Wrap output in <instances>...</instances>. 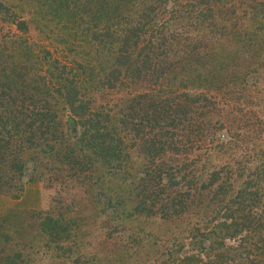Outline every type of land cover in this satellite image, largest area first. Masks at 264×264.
I'll list each match as a JSON object with an SVG mask.
<instances>
[{
  "label": "trees",
  "instance_id": "obj_1",
  "mask_svg": "<svg viewBox=\"0 0 264 264\" xmlns=\"http://www.w3.org/2000/svg\"><path fill=\"white\" fill-rule=\"evenodd\" d=\"M42 1L34 13L54 23L61 17L77 32L87 31L88 21H103L99 30L88 33L92 47L100 39L109 72L117 74L114 85L138 92L129 104H98L79 82L85 71L81 61L82 73L50 52L45 58L34 52L24 38L27 21L15 5L0 1V193L21 196L26 182L42 178L37 170L43 167L52 183L62 188L70 183L72 194L82 190L88 195L84 202L68 203L65 212L0 217V264H30L24 246L7 247L21 218L33 219L34 230L46 238L55 255L52 264H71L74 238L89 218L109 209L121 216L124 209L122 213L175 220L206 203L217 211L184 227L193 252L170 253V261L264 264V176L258 182L252 174L261 169L251 171L244 160L233 167L238 158L220 168L210 166L196 154L202 143L216 141L211 122L220 109L213 91L224 85L216 58L244 55L248 40L262 36L264 0ZM248 14L253 25L245 24ZM81 52L89 55L85 48ZM87 78L94 87L93 77ZM198 86L204 91H197ZM60 102L72 118H63ZM217 123L227 126L221 118ZM122 127L132 143L118 130ZM137 143L146 162L140 176L130 171L129 147ZM30 171L34 173L28 176ZM184 245L183 238L178 251ZM73 262L80 264L79 259Z\"/></svg>",
  "mask_w": 264,
  "mask_h": 264
},
{
  "label": "rangeland",
  "instance_id": "obj_2",
  "mask_svg": "<svg viewBox=\"0 0 264 264\" xmlns=\"http://www.w3.org/2000/svg\"><path fill=\"white\" fill-rule=\"evenodd\" d=\"M0 1L15 5L16 11L27 21L29 31L24 34V38H29L30 47L34 52L44 58L45 52L47 55L50 52L52 58L58 60L59 63L77 69L80 65L78 61H81V64L85 66V71L79 82L82 81L83 86L94 95L98 104H129L132 94L138 92L133 91L131 94L128 89L114 85L112 82H116L114 76L117 74L109 72L111 71L110 65L106 63L104 54L101 55L100 39H97V45L92 47L93 42H90V39L93 37L88 33L91 30L92 32L99 30L104 24L103 21H88L87 31L77 32L61 17L55 23L51 19L49 20L48 16L42 20L39 13H34V10L40 9V6L37 7L38 0ZM245 10L249 11V8ZM81 16L86 15L81 13ZM249 17L251 14L244 15L245 24L253 25L250 23L251 21H248ZM61 38H65V40H61ZM71 48L76 51H72ZM84 48L89 52L88 56L81 52ZM226 50L231 53L228 48ZM244 51V55L235 58L230 56L226 61H222L221 57L216 58L217 71L219 75H222L220 83L224 84L213 91L220 109L214 110L215 115L211 122L213 132L217 129L216 141L215 143L211 141L212 143L209 145L202 143L201 149L196 150V154L201 159L206 158L207 164L210 166L215 164L219 168L224 166L223 163L233 162L236 158L240 161H236L233 167L241 165V160L248 162L251 171L256 170V167L259 166L261 173L253 171L252 174H256L258 182H263L261 177L264 176V30L262 36L258 34L248 40ZM79 56L82 57V60ZM78 71L83 72L79 69ZM83 76H86L84 77L85 83H83ZM87 76L93 77L94 87L88 83ZM225 76L227 78L224 81ZM99 81L102 82L98 84ZM96 85L98 89H94ZM195 89L199 92L204 91V88L200 89L199 86ZM57 106L65 120L72 118L69 116L70 111L66 104L60 102ZM220 118L227 124L226 128H221V125L217 123ZM122 129L123 127L118 128L126 137L129 134H126L128 130L123 131ZM131 136L133 135L131 134ZM125 139L132 143L129 137ZM140 143L130 144L129 147L130 159L132 157L130 171L133 175L137 173L139 176L140 170L146 166L145 160L140 155ZM244 144H247L248 147L245 148ZM213 169L214 167L211 168V170ZM41 171H45V169L40 167L37 170L38 175L41 174L42 178L26 182L21 196L16 198L10 194L0 193L16 205V207L6 209L0 217L13 212L37 210H51L56 214L61 209L64 212L67 211L70 206L68 203L86 201L84 199L88 195L83 194L82 190L78 194H72L70 183L69 186L62 188L59 183L49 181ZM32 172H28V176L34 173ZM28 176H25V180ZM215 198L217 200V197ZM0 200L3 199L0 198ZM129 201L127 200L125 205H128ZM211 201L213 202V199ZM206 204L203 207L194 205L188 215L175 220H167L161 216L148 217L147 215L122 213L124 209L121 210V216L112 215L109 209L106 215L94 216L82 224L83 233L74 238L71 256L73 260L79 259L80 264H174L170 261V253L183 254L187 251L193 252L195 248L191 243V236L187 237L188 232L184 230L187 221L199 222L202 218H207V213H210L211 210L217 211L214 205ZM209 208L210 210H205ZM83 212L87 211L83 209ZM74 215L77 216L78 211ZM220 220L223 219L220 217V219L214 220V223L218 224ZM230 221L231 219L228 220V222ZM15 226L20 230L11 234L12 241L8 244V248L24 246L23 249H26L30 264H52L53 260L55 261L54 251L51 252L48 250V245L46 246V238H42V235L34 230L36 228L33 219L21 218ZM183 238L185 245L182 251H178L180 249L177 245ZM226 240L230 244L237 243L235 239ZM209 243L206 242V244ZM73 260L71 264H78Z\"/></svg>",
  "mask_w": 264,
  "mask_h": 264
},
{
  "label": "crops",
  "instance_id": "obj_3",
  "mask_svg": "<svg viewBox=\"0 0 264 264\" xmlns=\"http://www.w3.org/2000/svg\"><path fill=\"white\" fill-rule=\"evenodd\" d=\"M26 197H29V196H26ZM0 198L3 199V200H0V215H2L6 211V209L16 207V205L12 203L5 195L0 194Z\"/></svg>",
  "mask_w": 264,
  "mask_h": 264
}]
</instances>
